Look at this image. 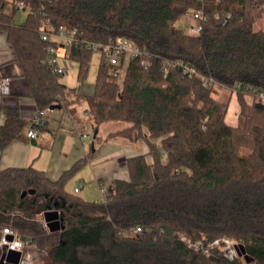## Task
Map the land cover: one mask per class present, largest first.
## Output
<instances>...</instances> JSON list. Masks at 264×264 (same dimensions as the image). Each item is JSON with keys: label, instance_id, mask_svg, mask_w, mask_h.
<instances>
[{"label": "trees", "instance_id": "1", "mask_svg": "<svg viewBox=\"0 0 264 264\" xmlns=\"http://www.w3.org/2000/svg\"><path fill=\"white\" fill-rule=\"evenodd\" d=\"M18 3L28 11L21 25L15 24ZM191 8L206 16L197 35L176 25ZM258 8L264 14V0H0V30L38 112L60 104L73 114L83 101L95 133L102 124L126 122L109 137L131 145L144 140L149 148L127 159L129 180H117L98 202L66 189L87 157L57 180L33 166L1 170L0 239L10 227L51 264H264V101L258 98L264 27L257 26ZM45 23L76 31L69 59L79 64L80 82L89 70L90 44L128 40L141 54L128 61L121 87L101 63L94 94L84 96L45 64L52 43L41 38ZM175 61L193 72L184 73ZM215 87L236 95L237 126L226 122L230 102L215 98ZM30 128L31 121L8 116L0 151L28 141ZM50 211L59 215L57 230L38 219ZM224 239L244 246L245 263L211 247Z\"/></svg>", "mask_w": 264, "mask_h": 264}, {"label": "crops", "instance_id": "2", "mask_svg": "<svg viewBox=\"0 0 264 264\" xmlns=\"http://www.w3.org/2000/svg\"><path fill=\"white\" fill-rule=\"evenodd\" d=\"M20 11H25L28 15L27 10ZM27 15L21 23H17L15 18V24L21 25ZM4 80H7V83L3 89L0 88V127L11 115H18L28 121L34 119L38 114V108L31 95L23 68L7 40L6 32L0 30V86ZM63 116L67 118L66 122L62 121ZM45 118V125L36 138H28V141H15L5 150L0 151V171L7 168L33 166L44 171L51 179L57 180L78 160L87 157L100 187L108 189L114 187L117 180H129L127 168L129 157L148 153L149 150L147 145L144 151L135 152L132 150L133 145L128 146L126 142L120 143L118 138H110L111 133L119 130L116 129L104 140L105 143L114 146L108 148L107 152L99 153L96 141L91 142L88 138L87 127L89 124L92 125V122L89 119L85 102L77 104L73 114L68 108L62 106L61 109L46 111ZM98 134L99 131L94 137L95 140ZM122 147L125 148L124 151ZM100 166L104 167L97 170ZM74 182V190L79 183H82L81 190H83L84 183L80 179ZM43 215H46L44 225L48 230L60 228L58 213L50 211ZM19 261L20 253L18 252H0V264H18Z\"/></svg>", "mask_w": 264, "mask_h": 264}, {"label": "built area", "instance_id": "3", "mask_svg": "<svg viewBox=\"0 0 264 264\" xmlns=\"http://www.w3.org/2000/svg\"><path fill=\"white\" fill-rule=\"evenodd\" d=\"M203 2L204 0H198ZM222 1V0H216ZM18 8L23 10L26 8L24 3H18ZM189 18L192 19L193 24L189 26L191 32H188L190 35H197L202 31V24L206 20L205 13L203 9L191 8L186 13ZM40 35L43 41L52 42L46 48V58L44 60L45 64L52 70L56 76H60L66 73L67 69L60 66L61 59H69L70 56V47L76 40V31L67 30L64 27L59 29H53L48 23H45V26L40 29ZM88 48L97 51H100L102 54H105L109 57V67L110 74L115 81L123 80L126 75L127 63L130 59L138 57L141 52L140 50L133 45L132 42L128 40H118L114 42H109L107 44H90ZM175 65L182 67L184 73L193 71L189 70L188 67H183V64L179 61H175ZM167 72V70H166ZM7 83V80H4L1 83L0 88H4ZM237 91L241 90V87L235 89ZM258 98L264 100V91H261L258 94ZM46 118L45 112H38L34 119L31 120V128L28 130V137L34 139L38 136L39 130L38 127H43L45 125ZM86 137V136H85ZM82 183H79L75 188L74 192L78 193L82 188ZM105 188L101 187V193L103 199L106 196ZM137 233L141 232L140 228H137ZM182 241L188 244L189 246L200 250L198 243L193 244L190 239L183 237ZM235 240L224 239L222 241L214 242L211 247H217L222 252H225L227 256L231 259L235 258L229 256V253L232 250V246L235 243ZM33 249H37L28 239L21 238L16 232H14L10 227H4L2 230V237L0 239V252H18L20 253V261L18 264H33ZM32 250V251H31ZM205 253H209L208 249L204 250Z\"/></svg>", "mask_w": 264, "mask_h": 264}, {"label": "rangeland", "instance_id": "4", "mask_svg": "<svg viewBox=\"0 0 264 264\" xmlns=\"http://www.w3.org/2000/svg\"><path fill=\"white\" fill-rule=\"evenodd\" d=\"M255 13H256L257 20H258V25H257L258 28L264 27V14L259 10V8L256 9ZM26 15H27V12L19 11L16 16L17 23L19 22L21 23L23 19H25ZM191 24H193V21L191 18H189L187 14L182 16L176 23L177 27H179L180 29H182L183 31L187 33L191 32L189 29V26ZM101 63L108 64L109 57H107L105 54H102L100 51L94 50L92 57H91L89 70L86 75V78L83 82H80L79 77H78L79 75L78 62L73 59H61L60 66L65 67L67 71L65 74L58 76L59 80L61 83H63L69 88L78 89L80 93L84 96H92L95 92L97 72H98L99 65ZM118 84L121 87L123 85V80H119ZM214 97L223 102L225 101L230 102V107H229V111L226 117V122L231 126H237L238 125V113H239L240 107H239V103L237 101L236 95L226 89L215 87ZM248 99L251 100L252 98H248ZM82 103H83L82 101L77 102V104H82ZM62 121L66 122L67 118L63 116ZM127 126L128 124L122 121L108 122V123L102 124L98 130L99 131L98 138L97 140H95L94 139L95 131L92 125L89 124L87 127V130L89 132L88 134L89 141L91 142L96 141L99 153H101L102 151H106L108 150V148H111L112 146H114L113 144L105 143L104 142V140L106 139L105 137H107L109 133L115 131L116 129H123ZM118 140L120 143L126 142L125 140H122V139H118ZM111 142H115V141H111ZM155 142L159 143L158 140H156ZM126 144H128V146H131V143H129L128 141L126 142ZM132 145H133L132 150H134L135 152L144 151L145 148L147 147V143L144 140L139 141L138 143L132 144ZM148 160L151 161V156H148ZM101 167H104V166L97 167V170H101L102 169ZM93 171L94 169L91 167L90 162H88L82 169H80V171L72 179L69 180L67 184V190L71 193H75L73 192L74 183H75L74 181H77L78 179H80L81 182L84 183V188L83 190H81L80 193L78 194L75 193V194L89 202L101 201L103 199V195L101 193L100 183L95 177V174ZM45 216L40 215L38 217L39 221H41L43 224H46L45 222L46 218H44ZM46 229L48 230V228ZM232 250L233 251L229 253V256L231 257L235 256L241 259L243 263H245L246 252H245L244 246L237 243L236 241L232 246ZM32 252H33L32 254L33 264H51V258L45 252H41L38 249H33Z\"/></svg>", "mask_w": 264, "mask_h": 264}, {"label": "water", "instance_id": "5", "mask_svg": "<svg viewBox=\"0 0 264 264\" xmlns=\"http://www.w3.org/2000/svg\"><path fill=\"white\" fill-rule=\"evenodd\" d=\"M61 108H62V105H60V104H56V105L51 106L50 110L53 111V110L61 109ZM96 135H97V133H95L94 137H96ZM30 193L33 194L34 191H31ZM26 194H27V192H24L23 195H26ZM61 227L64 228V225H62ZM245 258L247 259V257H245Z\"/></svg>", "mask_w": 264, "mask_h": 264}]
</instances>
